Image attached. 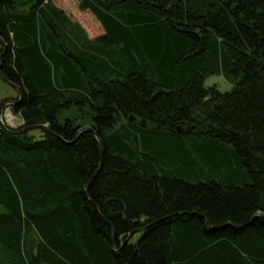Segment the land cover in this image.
I'll use <instances>...</instances> for the list:
<instances>
[{
  "label": "trees",
  "instance_id": "1",
  "mask_svg": "<svg viewBox=\"0 0 264 264\" xmlns=\"http://www.w3.org/2000/svg\"><path fill=\"white\" fill-rule=\"evenodd\" d=\"M77 8L0 0V264H264V0Z\"/></svg>",
  "mask_w": 264,
  "mask_h": 264
},
{
  "label": "rangeland",
  "instance_id": "2",
  "mask_svg": "<svg viewBox=\"0 0 264 264\" xmlns=\"http://www.w3.org/2000/svg\"><path fill=\"white\" fill-rule=\"evenodd\" d=\"M54 4L58 7L62 8L66 14H68L73 20L78 21L85 31L87 32L90 38L95 37L102 33V28L98 21L93 17V15L88 11H80L77 8L78 0H53ZM1 51V45H0ZM215 85L220 91L227 90L231 87L222 76L217 75H209L205 81V86H213ZM12 88L9 84L0 79V117H3L4 111L6 108H10L13 115L16 119V126L12 128H16L22 123H20V116L18 113L13 112L11 108V104L9 100H12L16 96V90ZM2 121V120H1ZM3 122V121H2ZM4 123V122H3ZM6 126L8 124L4 123ZM10 127V126H9ZM35 135H38V131H33ZM1 248V245H0ZM2 250V248H1Z\"/></svg>",
  "mask_w": 264,
  "mask_h": 264
},
{
  "label": "water",
  "instance_id": "3",
  "mask_svg": "<svg viewBox=\"0 0 264 264\" xmlns=\"http://www.w3.org/2000/svg\"><path fill=\"white\" fill-rule=\"evenodd\" d=\"M0 45H1V51H0V59H1L2 55L6 52V49H7V45H6V43H5L1 38H0ZM0 78H1L4 82H6L7 84H9L12 88H14V89L16 90V92H17V94H18V100H20L21 97H22V93H21L20 88H19L16 84H14V83H12L11 81H9V79H7V78L2 74L1 71H0ZM14 102H16V101H14V100H9V103H14ZM0 125H1L2 127H4L6 130H9V126H6L1 120H0ZM36 128H42V129H46V130H48V129H47V126H46L45 124H35V125H30V126H22V127L19 128L18 130H9V131L14 132V133H18V132H24V131H28V130H32V129H36ZM86 128H89V127H83V128H80L79 131H78V133L81 132L82 130L86 129ZM89 129L92 130V132H94L92 128H89ZM99 144H100V148H101V150H102V144H101V141H100V140H99ZM130 234H131V233H129V236H130ZM129 236H128V237H129Z\"/></svg>",
  "mask_w": 264,
  "mask_h": 264
},
{
  "label": "clouds",
  "instance_id": "4",
  "mask_svg": "<svg viewBox=\"0 0 264 264\" xmlns=\"http://www.w3.org/2000/svg\"><path fill=\"white\" fill-rule=\"evenodd\" d=\"M16 119L17 118L13 115L10 108H6L3 117H0V120L8 124L10 127L16 126ZM20 123H23V120H20Z\"/></svg>",
  "mask_w": 264,
  "mask_h": 264
},
{
  "label": "bare ground",
  "instance_id": "5",
  "mask_svg": "<svg viewBox=\"0 0 264 264\" xmlns=\"http://www.w3.org/2000/svg\"><path fill=\"white\" fill-rule=\"evenodd\" d=\"M15 91V90H14ZM11 104V103H10Z\"/></svg>",
  "mask_w": 264,
  "mask_h": 264
}]
</instances>
